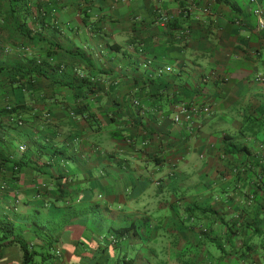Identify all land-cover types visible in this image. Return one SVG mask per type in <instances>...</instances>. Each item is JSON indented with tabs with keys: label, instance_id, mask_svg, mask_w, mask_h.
Segmentation results:
<instances>
[{
	"label": "crops",
	"instance_id": "crops-1",
	"mask_svg": "<svg viewBox=\"0 0 264 264\" xmlns=\"http://www.w3.org/2000/svg\"><path fill=\"white\" fill-rule=\"evenodd\" d=\"M254 10L0 0V264L23 263L18 242L32 264H264ZM180 104L210 113L175 124Z\"/></svg>",
	"mask_w": 264,
	"mask_h": 264
},
{
	"label": "built area",
	"instance_id": "built-area-1",
	"mask_svg": "<svg viewBox=\"0 0 264 264\" xmlns=\"http://www.w3.org/2000/svg\"><path fill=\"white\" fill-rule=\"evenodd\" d=\"M153 3H159L162 0H150ZM250 4L255 5V10H254V14L256 16V20H257V30L262 32L264 31V16H263V12L260 9V7L257 5L258 0H249ZM162 21H166L167 18H161ZM62 69V68H61ZM61 69L59 70L61 72ZM81 79H83V75L79 76ZM257 81H260L261 78L258 77L256 79ZM134 104H137V102H134ZM11 108H7V111H10ZM210 113L209 108L207 107H198L196 105H192V104H180L177 109L176 112L173 116L172 121L175 124H181V123H191L193 121V118L199 114H205L208 115ZM12 121L15 122L17 125H21V121L18 120H14L12 118ZM21 151H24V147H20L19 148ZM2 188V187H1ZM109 240L112 244H116L117 239L114 236H110ZM55 256H59L58 252H56Z\"/></svg>",
	"mask_w": 264,
	"mask_h": 264
},
{
	"label": "trees",
	"instance_id": "trees-1",
	"mask_svg": "<svg viewBox=\"0 0 264 264\" xmlns=\"http://www.w3.org/2000/svg\"><path fill=\"white\" fill-rule=\"evenodd\" d=\"M6 118L8 121L12 122V123H16L12 121V118L14 120H18V117L17 115L14 114V111L12 109H10V111H7L6 110ZM131 231V228H127V229H124V230H121L119 232H113V235L118 238V239H121L122 237H124L125 235H128V233ZM18 244L20 245L21 249H22V252H23V263L22 264H32V258H33V254H31L29 251H28V248L27 246H25V244L21 243V242H18ZM128 264H133L132 261L131 262H128Z\"/></svg>",
	"mask_w": 264,
	"mask_h": 264
},
{
	"label": "rangeland",
	"instance_id": "rangeland-1",
	"mask_svg": "<svg viewBox=\"0 0 264 264\" xmlns=\"http://www.w3.org/2000/svg\"><path fill=\"white\" fill-rule=\"evenodd\" d=\"M151 225V224H150ZM153 228H148L147 226H144V228H142L141 229V235L143 236V237H148L150 234H152L153 233V230H152ZM165 237L163 238V239H167V238H169V235L167 234V232H165V231H163V230H161L160 231ZM152 245H153V243L152 242H150Z\"/></svg>",
	"mask_w": 264,
	"mask_h": 264
}]
</instances>
